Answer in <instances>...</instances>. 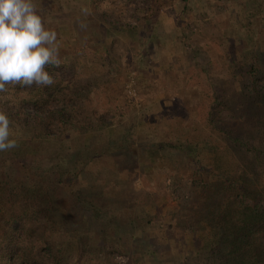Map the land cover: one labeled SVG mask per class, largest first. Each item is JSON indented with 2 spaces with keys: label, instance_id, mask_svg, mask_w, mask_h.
<instances>
[{
  "label": "rangeland",
  "instance_id": "1",
  "mask_svg": "<svg viewBox=\"0 0 264 264\" xmlns=\"http://www.w3.org/2000/svg\"><path fill=\"white\" fill-rule=\"evenodd\" d=\"M33 2L45 27L57 33L60 66L45 70L53 85L61 87V96L50 94L53 85H7V92L0 93V109H11L6 114L12 138L21 141L26 163L35 160L54 174L68 152L84 148L85 139L97 150L113 142L109 158L68 170L70 187L64 184V189L76 186L99 197L106 211H112L111 227L117 229L105 228L106 220L105 226L85 219L79 224L81 211L77 223H64L63 229L96 234L104 229L101 244L114 248L120 239L135 246L134 264H181L200 238L189 230V219L197 214L193 201L200 202L201 210V204L207 205L206 212L213 208L212 199L206 202L189 186L194 170L186 162L182 167L177 150L149 145L197 142L198 166H211L210 145L220 141L218 129L242 131L235 123L239 116H248L240 103L249 63L259 60L264 74V14L254 16L255 0ZM63 99L69 101L77 124L62 131L50 121L44 129L58 137L46 146L40 132L26 122L61 110ZM32 133H37L34 138ZM124 144L137 149L138 156L115 148ZM221 159L229 157L222 153ZM55 205L54 215H61V201ZM73 212L65 203V213ZM107 252L90 257L82 252L85 257L69 263L129 264L126 253Z\"/></svg>",
  "mask_w": 264,
  "mask_h": 264
},
{
  "label": "trees",
  "instance_id": "2",
  "mask_svg": "<svg viewBox=\"0 0 264 264\" xmlns=\"http://www.w3.org/2000/svg\"><path fill=\"white\" fill-rule=\"evenodd\" d=\"M255 2L254 16L259 18L264 14V0ZM258 61L250 62L246 71L249 77L243 87L245 99L240 105L248 116H239L235 123L242 131L218 129L220 141L210 145L213 153L211 166H198L197 142L177 147H170L171 144L149 145V149L154 150L166 147L177 150L182 158V167L186 162L194 170L189 186L198 189L206 202L212 199L213 208L206 212L207 205L201 204V210L198 208L200 202L193 201L197 214L190 217L189 230L193 234L199 233L200 238L195 239V250L181 264H189V261L191 264H264V74L259 71ZM42 90L44 94L47 92ZM50 90L51 95L61 96L58 84ZM37 106L45 108V105ZM60 109L44 116L37 114L31 118L32 122H26L35 132H40L32 133L33 138L35 134L41 136L47 146L58 137L44 129L50 121L55 120L62 131L68 125L74 127L77 124L69 101L63 99ZM10 110L7 107L5 112ZM15 140L17 147L0 152V264H74L69 261L77 257L79 261L85 257L83 253H87V257L98 253L107 256V251L112 249L126 253L128 263L134 264L135 246H125L119 242L120 239H116L118 242L114 248L101 244L105 238L104 229L96 234L90 231L80 233L76 227L66 231L62 227L64 223L76 224L79 211L82 212L79 224L84 219L90 224L103 226L106 225L103 220H106L105 228L113 224L112 211H106L107 205L99 197L87 195L76 186L69 192L64 189V184L70 187L67 176L72 175L71 171L83 170L95 159L109 158L113 142L103 144L97 150L91 145V140L85 139L84 148L68 152L62 168L55 167L57 171L53 174L35 160L26 163L21 141ZM206 142L204 140V145L209 146L210 141ZM115 148H123L125 153L138 156L137 149L131 150L126 144ZM222 153L229 157L228 161L221 159ZM56 157L59 155L53 158ZM73 176L76 177L75 174ZM184 198L188 199L187 196ZM176 199L180 197L176 196ZM57 200L61 201V215H54ZM65 203L75 212L66 214ZM150 222L148 219L145 225ZM111 228L117 229L116 226ZM86 239H93V242H85Z\"/></svg>",
  "mask_w": 264,
  "mask_h": 264
},
{
  "label": "clouds",
  "instance_id": "3",
  "mask_svg": "<svg viewBox=\"0 0 264 264\" xmlns=\"http://www.w3.org/2000/svg\"><path fill=\"white\" fill-rule=\"evenodd\" d=\"M59 48L56 31L45 27L33 0H0V93L7 85L52 86L55 80L45 68L60 66ZM11 123L0 109V152L17 147Z\"/></svg>",
  "mask_w": 264,
  "mask_h": 264
}]
</instances>
